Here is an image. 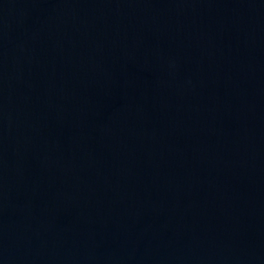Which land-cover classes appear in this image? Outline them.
Masks as SVG:
<instances>
[{
    "label": "water",
    "instance_id": "95a60500",
    "mask_svg": "<svg viewBox=\"0 0 264 264\" xmlns=\"http://www.w3.org/2000/svg\"><path fill=\"white\" fill-rule=\"evenodd\" d=\"M0 264H264V0H0Z\"/></svg>",
    "mask_w": 264,
    "mask_h": 264
}]
</instances>
